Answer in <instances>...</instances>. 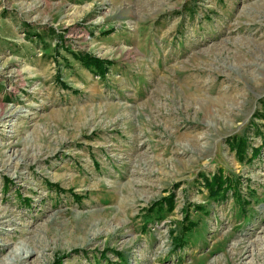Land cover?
<instances>
[{"label": "rangeland", "instance_id": "rangeland-1", "mask_svg": "<svg viewBox=\"0 0 264 264\" xmlns=\"http://www.w3.org/2000/svg\"><path fill=\"white\" fill-rule=\"evenodd\" d=\"M0 264H264V0H0Z\"/></svg>", "mask_w": 264, "mask_h": 264}, {"label": "trees", "instance_id": "trees-1", "mask_svg": "<svg viewBox=\"0 0 264 264\" xmlns=\"http://www.w3.org/2000/svg\"><path fill=\"white\" fill-rule=\"evenodd\" d=\"M79 59H81L83 64H85L87 67H94L96 70L100 69L99 71L104 70L103 69L104 63L101 61L99 62V60H97L95 58H90V57L85 56V57H82ZM259 119H262V118H259ZM236 145H237L238 150L243 151L246 148L245 143H243V142H237ZM252 151L254 154L257 153V150H255V149H253ZM221 178H222L221 175L214 176L213 178H211L210 181L212 184H209V192H210L211 196H215V195L219 194L220 190L222 189L221 185H220L221 184ZM213 184H214V186H212ZM226 191H231L229 186H226V190H223V193H225ZM180 246H181V243H179L176 247H180Z\"/></svg>", "mask_w": 264, "mask_h": 264}]
</instances>
